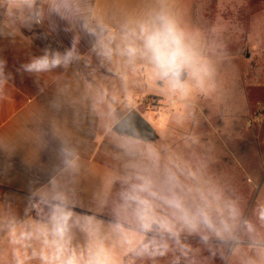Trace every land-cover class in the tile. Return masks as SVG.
I'll return each instance as SVG.
<instances>
[{"label": "crops", "instance_id": "0c3cea01", "mask_svg": "<svg viewBox=\"0 0 264 264\" xmlns=\"http://www.w3.org/2000/svg\"><path fill=\"white\" fill-rule=\"evenodd\" d=\"M157 13L176 22L212 69L198 0H0V264H90L97 254L106 264H130L154 242V195L138 193L151 204L148 228L136 202L123 199L142 183L137 177L151 181L154 156L149 142L113 127L128 98H162L154 87L166 83L150 62L118 51L126 30L136 32L127 43L142 47L139 26ZM20 15L32 18L23 28L11 19ZM68 53L66 66L24 69L44 55ZM184 75L185 82L191 75ZM224 140L237 146L230 150L246 160L247 174L256 145L264 170L263 138ZM62 148L73 152L74 168L65 166ZM58 208L71 215L62 219ZM259 208L261 217L264 190ZM242 243L245 264H264L257 251L264 233Z\"/></svg>", "mask_w": 264, "mask_h": 264}, {"label": "rangeland", "instance_id": "374dc122", "mask_svg": "<svg viewBox=\"0 0 264 264\" xmlns=\"http://www.w3.org/2000/svg\"><path fill=\"white\" fill-rule=\"evenodd\" d=\"M198 5L214 78L200 86L190 76L184 90L155 86L161 99L128 98V105L117 114L137 109L159 135L146 144L155 153L151 182L154 215L160 220H155L154 242L146 244L130 264H245L242 241L264 233V221L258 220L263 157L251 144L247 174L246 160L230 150L235 145L220 144L226 138L244 137L251 143L264 139V17L260 13L264 0H198ZM11 19L18 20L21 28L32 20L23 15ZM214 189L239 210L238 241L213 238L206 244L198 234L182 228L166 203L175 194L192 206L201 193ZM244 221L255 226V233L247 232ZM164 222L174 226L173 232L162 226Z\"/></svg>", "mask_w": 264, "mask_h": 264}, {"label": "clouds", "instance_id": "9594fccd", "mask_svg": "<svg viewBox=\"0 0 264 264\" xmlns=\"http://www.w3.org/2000/svg\"><path fill=\"white\" fill-rule=\"evenodd\" d=\"M129 35L135 36L136 32L134 30L131 33L125 31L122 37L126 42L125 46L118 47V51L130 58H135L137 55L146 58L152 65L155 75L173 89L187 88V84L182 79L185 72H188L200 86L203 85L206 77L212 75V69L208 63L188 42L185 33L176 22L165 13H157L150 20L140 24L139 39L142 41V47L138 48L132 43H127ZM111 51L108 49L106 54L111 55ZM71 55L68 53L63 58L56 56L51 60L48 55H44L24 65V69L30 73H39L62 63L66 66ZM61 153L65 166L74 168L73 152L68 148H62ZM152 155L155 156V153L153 152ZM137 178L142 180V183L133 185L131 192L123 194V199L125 202H136L137 217L142 222V226L148 228L150 227L148 221L151 219L149 215L151 204L148 199L142 198L138 193H149L150 195H155V193L151 192L150 180L144 177ZM166 203L175 210L174 214L182 228L189 233L198 234L206 244L213 238L219 241H238L236 230L240 217L239 210L233 202L225 199L222 191L214 189L208 193H201L199 202L192 206H187L184 200L175 194L168 198ZM57 212L61 214L62 219L71 215L62 208H58ZM260 219L264 221V213L261 214ZM244 224L248 233H255V226L251 222L244 221ZM162 226L166 227L169 232H173V225L164 222ZM254 243L258 241L254 239ZM257 251L259 255L264 256V247L258 248ZM90 264H106V259L101 254H97ZM248 264H256V261L251 260Z\"/></svg>", "mask_w": 264, "mask_h": 264}, {"label": "water", "instance_id": "95a60500", "mask_svg": "<svg viewBox=\"0 0 264 264\" xmlns=\"http://www.w3.org/2000/svg\"><path fill=\"white\" fill-rule=\"evenodd\" d=\"M185 80V75L182 77ZM113 130L123 136L143 142H155L159 135L152 124L137 110L132 109L116 122Z\"/></svg>", "mask_w": 264, "mask_h": 264}]
</instances>
